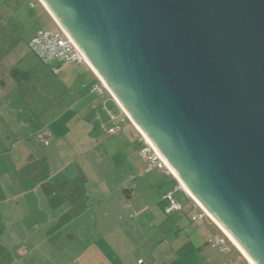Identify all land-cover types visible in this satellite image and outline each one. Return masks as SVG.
<instances>
[{
  "label": "water",
  "instance_id": "95a60500",
  "mask_svg": "<svg viewBox=\"0 0 264 264\" xmlns=\"http://www.w3.org/2000/svg\"><path fill=\"white\" fill-rule=\"evenodd\" d=\"M43 1L129 122L264 264V0Z\"/></svg>",
  "mask_w": 264,
  "mask_h": 264
},
{
  "label": "crops",
  "instance_id": "0c3cea01",
  "mask_svg": "<svg viewBox=\"0 0 264 264\" xmlns=\"http://www.w3.org/2000/svg\"><path fill=\"white\" fill-rule=\"evenodd\" d=\"M35 2L48 23L32 14L39 24L34 33L57 31ZM40 62L0 69V264L223 263L206 246L219 230L192 223L194 206L164 212L163 195L175 179L146 172L135 128L121 120L110 95L90 92L97 83L91 68ZM115 125L120 131L108 134ZM233 251L232 264H248Z\"/></svg>",
  "mask_w": 264,
  "mask_h": 264
},
{
  "label": "built area",
  "instance_id": "2783aa9c",
  "mask_svg": "<svg viewBox=\"0 0 264 264\" xmlns=\"http://www.w3.org/2000/svg\"><path fill=\"white\" fill-rule=\"evenodd\" d=\"M28 47L30 52L33 53L40 61H53V62L57 61L62 63L69 62L72 64H86V61L84 60L80 52L76 49V47L67 37V35L63 33L58 27L56 34L52 32H43V31L36 32V34L29 41ZM53 72L56 74L58 72V68L53 69ZM90 92L96 96H101V97L104 96L105 94L110 95L104 83L98 78H97V83L91 87ZM123 114H124V119L121 120L122 121L127 120L129 122L124 112ZM119 131H120V126L115 125L108 130V134L111 135L116 134ZM138 135L140 136L139 133ZM140 138L144 145L140 153L143 157L146 158V165H145L146 172L152 170H158L174 178V176L166 168L165 164L162 162V160L156 154V152L145 142L142 136H140ZM176 183L177 185L174 186V188L171 191L167 192L163 196V200L167 202V207L165 209L166 214H170L173 212L184 213L187 211L186 210L187 208L185 209L182 204H180L174 199L173 195L174 192L177 190L184 192L188 196V194L183 190L181 185L177 181ZM192 202L194 206L197 209H199V213L191 218L192 222L198 223L200 221H203L205 218H207L212 224H214L207 216V214L193 200ZM219 233H220L219 237H210L207 245L209 248L216 250L222 256H226L231 251V249L235 247L220 230ZM222 264H230V263L224 262Z\"/></svg>",
  "mask_w": 264,
  "mask_h": 264
},
{
  "label": "rangeland",
  "instance_id": "374dc122",
  "mask_svg": "<svg viewBox=\"0 0 264 264\" xmlns=\"http://www.w3.org/2000/svg\"><path fill=\"white\" fill-rule=\"evenodd\" d=\"M22 1H25L27 5L28 4L33 5V8L35 10L29 11L28 8H26V6L22 7L21 4H17V3L8 4L6 0H0V69L2 68V66H5V65L15 66V65L20 64L21 62H23V64L25 62H29L30 65L34 63L45 64L43 62H40V60L33 53L30 52L26 44L35 34L34 30L38 28L39 26L38 21L37 20L35 21V18L32 16V14L41 15V18L43 20L41 25H43V23L45 24L48 23V19L45 17V15L43 16V13L39 9L40 7L35 6L36 4L35 0H21V2ZM50 24L48 25L50 26ZM48 25H44V26L46 27ZM44 26H41V28L42 27L44 28ZM53 30L55 31L53 33L56 34L57 31L55 29ZM22 59H25V61H22ZM49 105L50 104L48 103L47 106ZM64 105L66 104H63V106ZM65 117L66 119L69 118V116L67 115ZM45 122L48 123L49 122L48 119H45ZM64 125L65 124L61 122L62 128L64 127ZM69 127L72 128V126H69ZM71 157H72L71 152L70 154H64V159L66 158L71 159ZM173 196H174V199L178 201L180 204H182L185 209L187 208V203H188V206L191 207L190 202L184 196L182 191H179V190L175 191ZM186 210L188 211V209ZM195 211L196 210L192 211V213ZM189 213H191V211ZM195 215H197V211ZM201 222L204 223V221H200L199 223ZM233 254L235 253L231 252L227 256V258L229 257V261H231V258L233 259ZM234 264H237V263L234 262Z\"/></svg>",
  "mask_w": 264,
  "mask_h": 264
},
{
  "label": "bare ground",
  "instance_id": "6f19581e",
  "mask_svg": "<svg viewBox=\"0 0 264 264\" xmlns=\"http://www.w3.org/2000/svg\"><path fill=\"white\" fill-rule=\"evenodd\" d=\"M40 2L42 3V5H44L45 8H47L48 12H50V14L52 16H54L50 10V8L46 5V3L43 0H40ZM69 38V37H68ZM70 39V38H69ZM70 41L72 42V40L70 39ZM73 43V42H72ZM74 45V43H73ZM75 46V45H74ZM77 49V48H76ZM78 50V49H77ZM83 56V55H82ZM84 58V56H83ZM85 60V58H84ZM87 61V65L98 75V73L96 72V70L92 67V65L89 63L88 60ZM99 76V75H98ZM99 78L102 80V82L104 83V85L106 86V88L108 89L109 92L112 93V91L108 88V86L106 85V83L104 82V80L99 76ZM135 129L138 131V133L140 134V136H142V138L145 140V142L156 152V154L160 157V159L162 160V162L165 164L166 168L170 171V173L179 179L178 175L176 174V172L173 170V168L169 165V163L165 160V158L160 154V152L158 151V149L154 146V144L150 141V139L147 137V135L143 132V130L137 125L134 124ZM180 181V185L183 188V190L188 194V196L207 214V216L210 218V220L216 225V227L228 238V240L232 243V245L236 248V250L242 255V257L248 262V264H254L249 257L244 253V251L237 245V243L227 234V232L218 224V222L208 213V211L200 204V202L196 199V197L191 193V191L188 189V187L179 179Z\"/></svg>",
  "mask_w": 264,
  "mask_h": 264
},
{
  "label": "trees",
  "instance_id": "16d2710c",
  "mask_svg": "<svg viewBox=\"0 0 264 264\" xmlns=\"http://www.w3.org/2000/svg\"><path fill=\"white\" fill-rule=\"evenodd\" d=\"M176 185H177V183H176ZM183 194H184V196L187 198V200L190 202V204L192 205V206H194V204H193V202H192V200L184 193V192H182ZM165 195V194H164ZM163 195V196H164ZM178 202V201H177ZM194 208H196L195 206H194ZM166 209V208H165ZM165 209H164V212H165ZM196 210H197V214L199 213V209H197L196 208ZM171 214V213H170ZM204 222H210L207 218H205L204 220H203ZM219 236H220V233H219ZM219 236H217V237H219ZM210 239V238H209ZM209 239L207 240V242H206V246L208 247V241H209ZM210 249H212V248H210ZM214 250V249H213ZM233 250H236L235 248H232L231 249V251L226 255V256H223V257H225L226 258V260L224 261V262H229L230 263V261L227 259V256L233 251ZM216 251V250H215ZM237 251V250H236ZM217 252V251H216ZM221 255V254H220ZM222 256V255H221ZM223 262V263H224ZM222 264V263H221ZM231 264V263H230Z\"/></svg>",
  "mask_w": 264,
  "mask_h": 264
}]
</instances>
